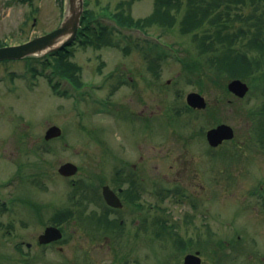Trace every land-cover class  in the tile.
<instances>
[{
  "label": "rangeland",
  "instance_id": "obj_1",
  "mask_svg": "<svg viewBox=\"0 0 264 264\" xmlns=\"http://www.w3.org/2000/svg\"><path fill=\"white\" fill-rule=\"evenodd\" d=\"M85 2L98 21L119 32L109 35L113 45L71 47L68 58L81 68L85 88L75 89L57 73L51 78L32 74L27 69L38 56L0 63V195L9 207L0 204V264H183L196 251L204 264H264V146L257 140V120L249 119L264 100L262 83L257 89L251 86L245 98L222 103L217 120L207 117L209 110L189 113L186 96L199 89L186 81L177 59L185 50L198 58L192 35L182 34L180 24L146 29L172 45L167 59H158L161 66L151 67L157 52L106 15L115 16L125 2L134 20L143 19L153 14L154 0ZM66 8L67 0H0V41L17 45L44 35L60 24ZM242 13L254 11L246 6ZM52 78L59 80L58 89L49 82ZM201 94L211 106L222 91ZM176 108L183 109L180 115ZM219 124L233 127L236 137L213 149L206 132ZM51 126L63 134L46 141ZM115 155L129 162L125 172L143 156L154 191L174 190L161 200L142 189L137 205L144 211L149 202L153 205L154 225L147 234L138 227L144 211L125 200L120 215L127 217L126 235L120 240L96 233L88 224L93 209L106 208L101 186L103 180L114 185L120 165ZM67 162L79 167L73 178L58 172ZM73 181L93 188L91 193L84 188L89 195L81 207L75 205L81 192H75ZM67 209L74 217L63 240L41 246L39 235ZM165 227L172 238L161 234ZM180 238L193 245L180 249Z\"/></svg>",
  "mask_w": 264,
  "mask_h": 264
},
{
  "label": "trees",
  "instance_id": "obj_2",
  "mask_svg": "<svg viewBox=\"0 0 264 264\" xmlns=\"http://www.w3.org/2000/svg\"><path fill=\"white\" fill-rule=\"evenodd\" d=\"M125 2H121L115 16H109L120 26L138 27L142 29L151 28L159 29L173 28L180 24L182 34L189 35L199 50L198 58L189 55L185 50L183 58L177 60L182 64L186 81L194 84L201 93H207L214 90H221L222 95L213 105L209 106L207 117L217 120L220 111V105L225 106L237 100L227 88V82L232 79H242L257 87L262 83L264 97V0H154L153 14L139 20H134L129 12H126ZM250 6L254 13L250 16L242 13V8ZM97 15L90 9H86L82 19V28L80 36L84 41L81 45H92L100 48L106 45H113L110 34L115 30L108 26L95 22ZM180 17V20H179ZM240 21L243 25H237ZM113 43V44H112ZM116 46L119 44L116 43ZM149 50H154L156 59L151 62L158 67L161 64L158 59H167L168 54L160 46H148ZM66 50H69L67 52ZM125 52L129 51L125 47ZM70 48H65L55 55L49 56V61L45 67L52 66L55 72L71 81L77 88L84 84L80 79V67L69 60ZM179 95V94H178ZM228 96L234 99L227 101ZM259 109L249 112V119L257 120L255 131L257 140L264 146V100ZM175 109V108H174ZM183 109L176 108V113ZM189 113L194 112L185 106ZM254 117V118H253ZM24 165H20L22 169ZM75 192H81V196L75 201V205L80 206L84 200H88V193L84 188L87 186L82 182L75 185ZM74 193L73 195H75ZM76 197L74 196L73 199ZM79 207V208H80ZM74 217V211L67 209L65 212H59L52 223L60 226L62 230L67 226V222ZM88 224L95 231L104 228L107 232L114 233V230L123 228L117 221H103L97 211H93L87 218ZM161 234H167L172 238V233L168 232L166 227L161 230ZM179 243V241H178ZM177 243V244H178ZM193 244L180 238V249H186ZM218 245L224 247L223 242ZM206 246V245H204ZM201 250V249H200Z\"/></svg>",
  "mask_w": 264,
  "mask_h": 264
},
{
  "label": "water",
  "instance_id": "obj_3",
  "mask_svg": "<svg viewBox=\"0 0 264 264\" xmlns=\"http://www.w3.org/2000/svg\"><path fill=\"white\" fill-rule=\"evenodd\" d=\"M84 12V0H67V8L64 19L61 25L46 35L36 37L26 43L20 45H13L0 48V60L6 59H22L34 55H42L49 52H54L71 44L77 36L82 16ZM228 88L236 96L243 98L249 92V85L240 80H232L228 84ZM187 103L195 109H204L207 106L205 98L197 93L192 92L187 96ZM62 130L57 126H52L47 132L45 138L50 140L61 136ZM234 138V130L231 126L222 124L217 128L211 129L207 133V139L210 145L217 147L224 140H231ZM78 166L67 162L59 168V173L63 176H73L77 173ZM104 196L106 201L115 207H121L120 200L114 193L105 187ZM63 237L62 232L56 227H48L45 233L40 237L41 244H48ZM184 264H202L200 252L196 254H189L184 259Z\"/></svg>",
  "mask_w": 264,
  "mask_h": 264
},
{
  "label": "flooded vegetation",
  "instance_id": "obj_4",
  "mask_svg": "<svg viewBox=\"0 0 264 264\" xmlns=\"http://www.w3.org/2000/svg\"><path fill=\"white\" fill-rule=\"evenodd\" d=\"M9 44H6L5 42H1L0 41V47H4L7 46ZM3 62H7V61H0V63ZM3 82V81H1ZM179 137V142H180V135L177 136ZM116 158V163H119V167L116 168L114 176H113V182L114 185L113 187L111 185H108L105 183V180L102 181V186H101V198L104 201V189L105 187H109L111 190H113V192L121 199L122 202H124V200H128V202L131 203V205H133V207L135 209H141V212L146 210V207H143V205L139 206L137 205V201H139L144 195L148 196V197H153L155 196L156 198H160L161 200L163 199H167L168 198V193L173 192L174 190L172 189H162L160 191H154L153 189V181L152 179H150L152 182L149 181V176L150 173L148 170H145L147 167L145 164V160L143 156H140L137 163H131V165L129 166L130 168H132L131 170H129L128 172L123 170V167L125 166L126 163H129L126 159V157L123 160H120L117 158V156L115 155ZM121 163H123L121 165ZM141 166L142 169L139 170V172H137V168ZM142 184H140V182ZM149 181V182H148ZM104 183V185H103ZM127 184L128 187H124V184ZM162 184L161 182H157L156 184L159 185ZM156 185V186H157ZM142 186L144 188H142ZM142 189L144 190L145 194L142 195ZM104 204V203H103ZM159 206H157L156 208H158ZM148 211H144V214L141 215V218L139 221H142V225H139V232L141 231H145L149 233V231H152L153 229V218L151 216V209L153 208V205L151 204V202L148 203ZM123 209V208H122ZM122 209H116V208H104L103 210L101 209L99 211V215L102 217L103 221L109 222V221H117L122 227L125 226L126 221H127V217L126 216H122L120 215L121 210ZM131 211V209H130ZM132 213H134V211H132ZM128 215H130V213H128ZM133 216V215H131ZM156 215L155 218L158 219H162L165 217V215ZM134 218H136L135 216L133 217V221ZM132 220V219H130ZM166 221V220H165ZM165 223V222H164ZM135 225L138 224V220H135ZM158 225H163V224H159L158 222H156V226ZM165 225H167V223H165ZM164 227V225L162 226ZM150 228V229H149ZM46 229V228H45ZM44 229V230H45ZM100 234H105V235H109L108 232L102 228L100 231ZM147 234V233H146ZM124 235H126V233L123 232V230L120 229H116L114 230V233L112 234V237L116 240H120L122 237H124ZM40 236V235H39ZM133 236L136 238L138 235L136 233L133 234ZM142 236V235H140ZM147 236V235H146ZM39 239V237H38ZM140 240V239H139ZM54 244V243H53ZM52 244L49 245H43L45 247H49ZM42 246V245H41ZM27 247H31L30 244H27Z\"/></svg>",
  "mask_w": 264,
  "mask_h": 264
}]
</instances>
